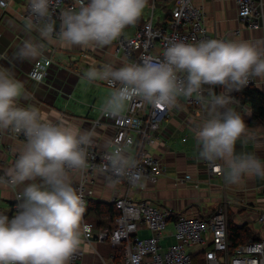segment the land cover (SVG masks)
Here are the masks:
<instances>
[{
    "label": "clouds",
    "instance_id": "clouds-1",
    "mask_svg": "<svg viewBox=\"0 0 264 264\" xmlns=\"http://www.w3.org/2000/svg\"><path fill=\"white\" fill-rule=\"evenodd\" d=\"M50 0H28L26 28H35L51 45L71 47L107 45L140 17L148 0H74L78 10H63L58 32L49 12ZM2 6V5H0ZM44 45L25 41L18 57L29 60L41 55ZM164 59L90 70L91 79L121 83L104 104L117 113L125 101L140 95L145 100L172 105L179 94L188 96L202 85H222L227 91L212 97L207 117L196 131L200 155L220 160L225 181L239 183L244 176L264 177V164L254 153L236 151L242 136L252 137L245 119L231 108L228 93L239 90L250 78L264 83V45L244 39H206L198 43H170ZM177 72L186 73L178 85ZM22 83L0 69V131L22 133L12 165L0 174V190L22 185V199L11 216L0 213V264H67L81 244L80 222L84 212L81 196L73 188L68 170L83 169L91 131H77L44 120L30 108L19 107ZM112 171L122 174L132 163L118 149L107 157Z\"/></svg>",
    "mask_w": 264,
    "mask_h": 264
},
{
    "label": "crops",
    "instance_id": "crops-1",
    "mask_svg": "<svg viewBox=\"0 0 264 264\" xmlns=\"http://www.w3.org/2000/svg\"><path fill=\"white\" fill-rule=\"evenodd\" d=\"M152 0L136 22L126 26L125 35H132L150 16ZM259 25L252 27L242 21L238 15L237 0H194L206 15L207 33L212 39L223 37L225 40L244 39L264 45V0H258ZM170 3L156 0L153 10V21L163 24L171 15ZM28 0H8L6 7L0 6V69H5L22 83V94L17 98L19 107L36 110L46 121H53L58 126H68L77 131H91L92 139L101 149H110L115 127L105 119H100L102 109L113 88L106 84L105 79H89L87 73L95 70L102 74L105 69H117L131 64L120 51L114 54V44H91L89 46L73 45L63 47L51 45L44 41L35 28H26V10ZM63 10H68L64 5ZM61 11V13H62ZM61 14L55 20L60 27ZM44 45L40 56L23 60L18 51L25 41ZM49 57L52 64L47 77L38 81L29 76V71L36 60ZM252 82L264 92V83L259 86L255 79ZM222 85H202L194 95L202 98L200 104L192 107L187 104L186 96H176L174 104L169 106L167 115L161 120L160 128L153 134L154 141L147 144V149L160 163L161 172L153 181L142 178L144 188H130L125 179L115 181L106 172L96 171L85 183V189L92 190L88 197L106 202L123 193H129L137 200H146L159 205L173 220L182 213L208 217L215 209L224 204L228 211L233 212L234 220L241 224H252L258 221L259 212L264 210V177L244 176L237 184L225 181V168L222 174H211L209 163L212 162L200 155V146L195 135L207 117V107L212 97L225 93ZM228 93L230 103L226 106L239 113L244 119L252 116L250 104L242 103ZM127 101L118 111H125ZM100 120V123H96ZM96 123V124H95ZM248 126V125H247ZM252 137L242 136L236 143V151L254 153L264 164V126H248ZM25 138L17 137L2 131L0 136V173L14 162L17 147ZM132 150L124 149L128 160L132 158ZM69 179L76 190L81 180V172L68 171ZM190 174V178L186 175ZM23 186L18 185L0 190V212L15 215L13 203L16 193H22ZM113 216L97 215L93 211L82 215L80 222L81 244L78 248L84 252V264H120L121 258L115 255V249L109 241L97 240L101 227L109 225ZM92 223V230L86 236L82 221ZM253 227V226H252ZM141 234L147 231L141 227ZM173 240L167 237L166 242Z\"/></svg>",
    "mask_w": 264,
    "mask_h": 264
},
{
    "label": "built area",
    "instance_id": "built-area-1",
    "mask_svg": "<svg viewBox=\"0 0 264 264\" xmlns=\"http://www.w3.org/2000/svg\"><path fill=\"white\" fill-rule=\"evenodd\" d=\"M155 1H151L150 16L134 34L125 35L124 28L121 34L111 41L114 44V54L121 51L131 64L141 63L144 59L159 62L164 59L163 52L170 43L181 40L191 44L212 39L207 33L205 12L195 4L194 0H163L172 7L170 17L161 25L153 21ZM258 2V0H237L240 19L252 27L259 25ZM0 5L6 7L8 0H0ZM64 5L68 9L78 10L74 0H50L49 12L53 21L61 14ZM25 16L30 17L29 5ZM59 29L60 27L55 25V31L58 32ZM215 39L225 40L223 37ZM51 64V58H39L30 69L29 76L38 81L44 80ZM105 81L113 89L122 86L118 81L111 79ZM251 82L252 78L248 83ZM177 83L186 84V73L177 72ZM201 100L200 95H194V92L186 96L187 104L192 107L200 104ZM169 106L151 103L142 96L136 95L127 100L123 112L112 114L102 109L100 119L112 123L115 133L110 149L99 148L92 137L91 143L85 146L86 165L78 170L81 172V180L76 187L84 205L92 192L85 189V183L96 171L106 172L115 181L125 179L130 188H144L143 177L153 181L158 178L161 172L160 163L148 151L147 144L154 141L153 134L160 128V122L167 115ZM96 123H100V120ZM8 132L24 138L22 133H14L11 130ZM1 135L2 131H0ZM117 149L120 152L124 149L133 151L129 160L132 166L122 174L114 173L107 159ZM209 170L211 174H222V161L210 162ZM190 177V174L186 175V178ZM20 199L22 193L17 192L13 203L14 214L18 210ZM113 201L118 213L113 215L109 225L99 229L97 240L111 243L115 255L120 254V264H264V236L241 243L233 250L230 249L228 209L224 204H220L206 218L182 213L171 220L170 215L159 205L134 199L126 192ZM259 214L258 221L264 225V210ZM82 227L87 236L92 230V223L83 220ZM141 227L148 232L147 235L141 234ZM167 237H172L173 240L165 243ZM83 255V250L78 248L70 256L67 264H84Z\"/></svg>",
    "mask_w": 264,
    "mask_h": 264
},
{
    "label": "trees",
    "instance_id": "trees-1",
    "mask_svg": "<svg viewBox=\"0 0 264 264\" xmlns=\"http://www.w3.org/2000/svg\"><path fill=\"white\" fill-rule=\"evenodd\" d=\"M234 97L242 103H248L252 109V116L245 119L248 126H264V92L256 85L247 83L246 85L235 90ZM93 211L97 215H110L111 217L118 213V209L113 202L99 201L88 197L86 205H84V214ZM228 215V236L230 249H235L241 243L261 238L250 226L248 222L241 224L234 220V216ZM234 214V213H233ZM175 218V216H174ZM120 258V254L116 255Z\"/></svg>",
    "mask_w": 264,
    "mask_h": 264
},
{
    "label": "rangeland",
    "instance_id": "rangeland-1",
    "mask_svg": "<svg viewBox=\"0 0 264 264\" xmlns=\"http://www.w3.org/2000/svg\"><path fill=\"white\" fill-rule=\"evenodd\" d=\"M229 215V211H228ZM230 215H233V213H230ZM250 226L255 230V232L258 234V236L263 237L264 236V225H262L261 222L255 220Z\"/></svg>",
    "mask_w": 264,
    "mask_h": 264
}]
</instances>
